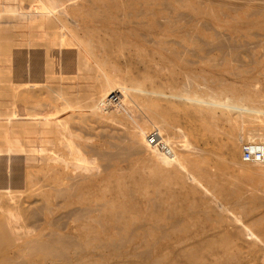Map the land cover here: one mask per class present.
I'll list each match as a JSON object with an SVG mask.
<instances>
[{"label":"bare ground","instance_id":"bare-ground-1","mask_svg":"<svg viewBox=\"0 0 264 264\" xmlns=\"http://www.w3.org/2000/svg\"><path fill=\"white\" fill-rule=\"evenodd\" d=\"M41 1L44 6L30 0H0V116L53 119L51 124L26 120L0 125V264H264L260 228L264 214L255 213L263 198L258 194L244 198L241 192L244 182L263 185L264 181H252L244 174L234 182L210 180L213 189L235 200V209L219 205L215 193L198 187L210 160L201 153L189 154L187 148L193 150L194 145L183 144L177 138L181 132H170L172 112L143 88L144 82L160 78L163 67L172 78L173 59L183 60V51L173 50L163 57L161 49L168 43L164 37L150 42V49L141 33L127 34L118 28L120 23L133 22L152 34L160 27L176 33L180 45L191 41L197 50L207 44L226 46L239 58L229 36L216 34L210 41H201L198 24H187V10L194 16L215 15L212 6L200 0H170L161 5L152 0L141 9L136 8L137 2L121 0H91L89 6L80 0ZM244 1L246 35L264 36V0ZM227 4L220 2L222 7ZM35 9L44 10L49 18ZM70 12L73 17H68ZM51 16L67 33L47 32L54 24ZM71 45L79 51L64 49ZM118 50L128 51L122 66L114 61ZM133 60L143 64L141 78L128 66ZM250 63L251 68L237 67L235 72L243 83L214 85L229 98L204 107L205 131L216 133L215 122L228 115L224 109L264 123V109L253 103L261 92L254 84L256 78L264 79V62L252 55ZM115 87L122 89L125 98L103 112L100 103ZM138 97L146 101L149 113L135 118L134 126L111 148H105L104 140L90 142L77 132L88 119L98 123L129 119L125 113L133 111ZM188 98L195 109L203 101ZM214 106L221 108L220 115H215ZM150 124L157 127L155 144L146 139ZM254 140L264 141V126L231 125L226 168L236 169L242 142ZM130 153L143 156L155 178L152 185L142 174L145 167L129 171L118 166ZM166 162L172 166L159 169ZM11 169L14 175L8 173ZM173 170L178 172L176 178L170 176ZM150 186L154 192L142 207L139 199L147 197Z\"/></svg>","mask_w":264,"mask_h":264},{"label":"rangeland","instance_id":"rangeland-1","mask_svg":"<svg viewBox=\"0 0 264 264\" xmlns=\"http://www.w3.org/2000/svg\"><path fill=\"white\" fill-rule=\"evenodd\" d=\"M30 1L37 6H44L43 5L44 3L41 0H36V1L30 0ZM80 1L85 2V4L88 6L90 5L88 2H91V0H80ZM121 1L126 4H133L137 2L135 6L138 9H141L142 7H144V5L146 6L145 3H153L151 2L152 0H121ZM158 1H159L158 2L159 5H161V3L170 0H158ZM181 1H185V0H181ZM193 1L194 2L204 1L206 4H210L213 8V12L215 13V15L213 14L209 15L207 13H203L202 15L194 16L192 12H189L188 10L186 11V17H188L189 20L187 21V24L191 27L193 23L194 24L197 23L199 26L198 27L199 31L196 33L198 38L201 39V41L202 40L210 41L216 36V34L229 36L228 38L226 36L225 37L228 39V42L230 44L233 45V42L235 43V45H233L235 46L234 50L240 52L239 58L234 57L233 54L228 52L227 51L228 48L226 46L219 48V47H214L212 44H207V46H205L204 49L197 50L194 47V43L191 41H184L180 45L177 43V41H182V40L178 36H176V33H172L171 30L161 29L160 27L154 28L152 34L148 33L147 30L140 27L141 25H138L133 22L128 24L120 23L118 28L120 31L127 34H134L136 32L141 33L142 34L141 36L144 39V41L148 43L146 44L148 46L147 48L150 49L153 48L150 42L160 38L161 36L164 37V39L167 40L168 43L166 46L167 48L161 49V55L163 57L171 54L173 50L175 51L179 50L180 52L183 51L184 53L183 60L180 58H177L176 60L173 59L174 74L172 75L173 76L172 78H170L171 75L168 73L167 68L163 67L162 69L163 72L159 76L160 78L155 80V82L153 83H151L150 81L144 82L145 86H143V88L149 90V92L151 91L150 92L151 96H153V98H155L156 100L160 101V103L164 104L172 112V114L174 115V121L172 122L171 126H169L170 132L174 134L181 132L182 135L178 136L177 138L182 140L181 142L182 143L184 142L183 144H186L189 147L190 146L192 147L194 145L193 150L191 147H190L191 149L187 148L189 154L196 155L197 153H201L210 160V162L208 163L207 175L205 177H200L201 182L198 184V187L206 193H211V192L215 193V195L217 196L216 200H219V202L216 200L215 201L219 205H221L220 203H222V205L228 206L230 209H235L237 207L235 205L236 203L235 200L231 198H226L224 197V194H222L221 191L213 189L210 184V180L218 181L222 178H225V180L227 181L234 182L237 179H239V175L244 174V175H248V177H251L250 179H252V181H257L261 179L264 181L263 178L264 166L261 164L264 161L244 158V146L246 144L264 143V141H259V140L243 141L239 149L238 166H236V169L226 168L227 165L226 141L229 135V130L231 128V125H234L236 127L237 126L246 127V126H251L253 124L255 126H264L263 120L262 122H256V121L252 122L250 120H247L248 117L246 116H241L238 113L235 114L229 113L226 111L227 109H224L226 114H228L226 119L215 122L216 123L215 129L217 131L216 133H210L208 131H205L202 127V121H203L202 113L205 110L204 107L207 105H212L211 104L212 102H216V100L218 99H221V101H225L229 98V94L221 92L219 89L214 88V85L219 83L224 84L229 82L237 85L243 83L244 79L241 78L240 76L235 75L236 74L235 72L237 70V67L250 66L251 68L252 65L250 61L252 59V55H256L258 59L263 60L264 62V55H263L264 36L263 34H258L252 37L246 35L247 32L246 13H245L246 4L244 0H225L229 4V6L227 4V6L225 7H222L220 5L221 0H200V1L193 0ZM159 5L158 4L156 5V9H158ZM151 6H153V4H151ZM231 6L233 7L231 8ZM156 9L154 10L157 12ZM36 11L38 12L37 9L33 10V12ZM19 12L21 11H16L15 13H19ZM37 14L40 16L42 15V17L44 18L46 16V19L48 17L44 12V10H39ZM189 14L192 16H190ZM211 16H215V17H211ZM68 17H73V13L70 12ZM157 17H159V15H157ZM50 19L54 24L53 27L51 26L47 27V32L49 34H55V33L61 34L62 31H64V33H67L66 30H62L58 26L59 24L57 19H55L52 16L50 17ZM135 19L139 21L138 18ZM160 19H161L160 22H162L163 18ZM206 23L210 25H207ZM92 24H94V22H92L91 25ZM246 41L248 44L245 43ZM208 47L211 50H209ZM64 49L71 51L74 50L79 51V48L75 45H71L69 49L66 48ZM64 49H61V51H63ZM184 50L186 52H184ZM127 52H128L127 50H118L115 52V54L118 55L117 56L118 60L117 61L114 60L116 65L118 66L124 65V58H125L124 54H126ZM155 63L158 66L162 65L160 63L159 57H157ZM88 65L92 67L94 66V64L91 62H89ZM128 66H130V68L133 69L134 73L137 74L139 78H141L140 76L144 72L143 64L141 62H137V60H133V63ZM149 70H151L152 72L155 71L154 67H150ZM109 72L113 73V70L112 71L109 70ZM254 72L255 71L252 70L251 73ZM257 76L258 75H256V77ZM263 83H264L263 78H256V84L254 85L257 89H261V92L259 95H257L256 101H254L253 103L259 104V106H261L264 109ZM53 84L55 83H50L49 85H53ZM125 85L129 87H135V85L130 82H127ZM108 96L109 94L107 95V98ZM123 97L124 95L122 96V98ZM188 97L199 98L203 101L200 103V106L195 109V107L190 104L192 102ZM41 98L40 100H42ZM43 102L45 103L47 101L43 100ZM136 102L139 104L137 105ZM100 106L103 112L104 111L107 112L110 109L112 110L113 109L112 107H115V105L109 103L108 100L102 101L100 103ZM189 106H190V111H187V108ZM147 107L148 105L146 101L142 100V98L140 97L135 101L133 111L125 113V115L128 116L126 118L129 119L127 120L122 119L121 121L108 120L107 123H98V122H94L92 119H88L83 125L85 126V128L77 130V132H79L84 138L86 137L87 141L90 142L98 143V139L104 140L106 142L105 148L109 149L112 147L111 143L118 142L120 136L125 134L128 127L132 128V126H134L135 118L138 119L139 116L145 113L146 114L149 113ZM214 112L215 115L216 114L220 115L222 113V110L220 107L214 106ZM4 117L5 115L0 116V125H6V124L13 125V124L21 123L22 121H26V120L27 122L28 121L34 122L37 120L43 123L48 122L49 124L53 122L52 118H45V117H41L39 119L27 118V117L18 118L12 115L6 116L7 118ZM156 128L157 127L155 125L150 124L148 130H150L151 133ZM148 135L146 136V139H149ZM149 142L151 144L156 143L151 141ZM194 147L196 149H194ZM198 148L200 150H203V152L200 151L197 152ZM173 159H176V157H174ZM118 166L122 168H126L129 171L131 168L134 170H141V168L147 166V163L146 161L144 162L143 156L141 154L130 153L126 157L120 159V161L118 162ZM171 166L172 164L170 162H166L163 163L159 169L165 170ZM223 167L225 168L223 169ZM221 168L223 169L221 170L222 172H220ZM15 172L16 171L12 169L11 171L8 170V173L11 175H14ZM142 174L145 176L146 181L152 185V182L153 180H155V178H153L149 174L148 167L144 168ZM177 175L178 172L176 170H173L170 173V176H174V178H176ZM185 179L187 182H191L190 177H188V179L187 177H185ZM149 189L150 191L146 193L147 197L141 196V198L139 199L142 207H144L143 204L145 205V202L147 201L148 197L152 196V193L154 192L153 186H150ZM241 192L244 198L249 197L252 194L260 195L263 199L262 201H260L255 213L257 215L264 214V183L262 185L259 182H244L242 184ZM32 198H35V196L29 199ZM240 222L243 223L244 221H238V223ZM260 228L261 230H264V224H262ZM247 229L248 231L250 230V228Z\"/></svg>","mask_w":264,"mask_h":264},{"label":"built area","instance_id":"built-area-1","mask_svg":"<svg viewBox=\"0 0 264 264\" xmlns=\"http://www.w3.org/2000/svg\"><path fill=\"white\" fill-rule=\"evenodd\" d=\"M123 96L122 89L115 87L110 90L108 96V102L111 104H117L121 101ZM158 133L156 130H153L149 135V141L155 142ZM244 158L252 160H261L264 161V143H250L244 146Z\"/></svg>","mask_w":264,"mask_h":264}]
</instances>
